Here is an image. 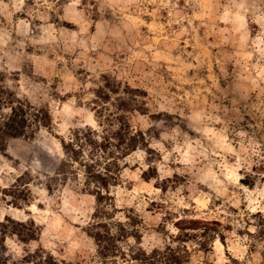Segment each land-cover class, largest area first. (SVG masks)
Returning <instances> with one entry per match:
<instances>
[{"label": "rangeland", "instance_id": "rangeland-1", "mask_svg": "<svg viewBox=\"0 0 264 264\" xmlns=\"http://www.w3.org/2000/svg\"><path fill=\"white\" fill-rule=\"evenodd\" d=\"M0 72L52 118L0 152V221L39 232H0L8 259L101 264L104 222L117 264L168 247L179 264H264V0H0ZM85 127L139 144L84 146L117 175L100 204L58 138Z\"/></svg>", "mask_w": 264, "mask_h": 264}, {"label": "trees", "instance_id": "trees-1", "mask_svg": "<svg viewBox=\"0 0 264 264\" xmlns=\"http://www.w3.org/2000/svg\"><path fill=\"white\" fill-rule=\"evenodd\" d=\"M4 81L5 76L0 72V152L6 149V143L10 138L34 136L42 127L52 132V118L49 109L45 106H34L27 100L19 99L16 93L6 86ZM120 128H122L121 125ZM126 130L128 136L119 130L114 134V139L118 140L117 143H114L109 138H105L106 143L98 141V131L91 127L75 130L70 140L58 136L68 160H74L83 165L87 182L92 181L98 184V189H95L91 194L97 195L99 204L105 197L103 189L109 191L111 184H114L111 180H116L117 175L109 167H104L105 171H103L87 162L84 158L83 148L85 145H88L100 149L102 152H109L117 159L121 158L118 156L120 154L122 157H125L139 146L136 134H131L127 128ZM110 146H114L115 150L120 154H116L117 152L112 149L108 151ZM72 172L77 174L76 171ZM11 223L21 227L17 228V225L11 226ZM96 225H98L97 228H106H102L101 231L91 234L98 244V256L101 264H117V258L120 255L121 249L117 242V235L111 232V229L104 222H97ZM9 227H14L12 231H15L14 233L23 242L38 239V227H36L35 231L34 225L33 228L28 227V224L15 221L10 217H6L3 221H0V232L3 235L6 236ZM5 239L6 237L0 239V264H64L55 258L53 254L42 248L34 254L23 257L19 262L11 261L7 258L6 253H3ZM176 252L173 248L168 247L166 250H155L152 254H145L144 258L135 256V259L146 260L148 264H159L157 263L158 261H160V264H169V260L179 264L178 260H175Z\"/></svg>", "mask_w": 264, "mask_h": 264}]
</instances>
